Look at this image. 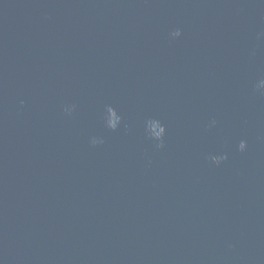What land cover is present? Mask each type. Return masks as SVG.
I'll return each mask as SVG.
<instances>
[{"label": "water", "instance_id": "water-1", "mask_svg": "<svg viewBox=\"0 0 264 264\" xmlns=\"http://www.w3.org/2000/svg\"><path fill=\"white\" fill-rule=\"evenodd\" d=\"M0 264H264V0H0Z\"/></svg>", "mask_w": 264, "mask_h": 264}]
</instances>
